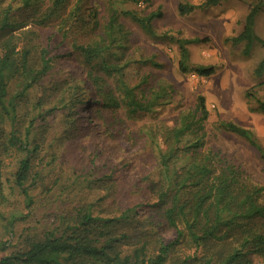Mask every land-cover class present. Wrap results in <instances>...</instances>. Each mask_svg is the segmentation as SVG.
<instances>
[{
	"label": "rangeland",
	"instance_id": "374dc122",
	"mask_svg": "<svg viewBox=\"0 0 264 264\" xmlns=\"http://www.w3.org/2000/svg\"><path fill=\"white\" fill-rule=\"evenodd\" d=\"M201 1L66 0L64 11L52 27L28 24L13 29L19 33L24 28H32L29 43L46 44L52 56L50 73L26 92L18 106L22 126L32 120L31 130L39 146L33 169L41 174V184L32 190L36 198L33 215L21 220L19 228L36 219L43 226L50 222L49 215L75 202H96L110 213L135 206L140 213L147 214V205L142 204L150 199L151 185L157 180L158 156L169 143L164 130L172 128L183 113L199 116L200 111H196L199 95L204 97L208 117L202 122L203 144L198 151L211 153L223 164L233 165L242 182L260 187L258 201L264 205V163L258 150L220 124L232 120L250 129L264 147V112L257 109V98L264 97V70L261 74L254 71L264 56V45L254 44L250 54L244 55V43L235 45L229 39L241 31L245 15L257 3L262 6L254 28L264 39V0H224L185 14L177 11L179 2L198 4ZM77 4L80 17L88 18L89 8L96 9L95 29L90 21L69 19L70 11ZM111 9L115 10L122 28L116 33L118 40L110 45L112 53H105L89 66L76 55L66 58L67 52L72 53V40L86 42L98 38ZM156 10L161 16L152 19L156 34L153 37L134 16L143 17ZM13 12L18 14L15 9ZM64 19L66 24H61ZM192 37L207 39L187 45L188 63L213 65L215 71L209 76L179 70L176 39ZM87 70L95 76L96 85L88 78ZM134 86L141 98L149 97L153 90L160 91L161 103L150 112L130 118L122 102L125 90ZM247 89L256 97H246ZM86 96L96 101L85 102ZM193 137L183 136L181 144ZM1 160L0 180L4 190L15 194V189L9 190L5 177H10L15 170L16 158L4 156ZM20 208L27 212L23 205ZM142 226L151 224L145 220ZM232 233L225 240L224 253L241 244V239L236 237L238 233ZM160 235L170 239L174 231L161 228ZM0 237L7 238L2 229ZM252 247L248 244L244 248L252 263L264 264V254L254 252Z\"/></svg>",
	"mask_w": 264,
	"mask_h": 264
},
{
	"label": "trees",
	"instance_id": "16d2710c",
	"mask_svg": "<svg viewBox=\"0 0 264 264\" xmlns=\"http://www.w3.org/2000/svg\"><path fill=\"white\" fill-rule=\"evenodd\" d=\"M222 1L179 2L177 11L185 14ZM15 4L18 9L13 8ZM65 4L66 0H0V168L4 156L16 158L15 170L10 177H5L9 190L15 189L16 193L6 192L0 180V229L7 237H0V264H253L244 248L251 244L254 252L264 254V205L258 201L261 188L242 182L233 165L223 164L211 153L198 151L203 144L202 122L208 117L202 95L196 102L199 116L183 113L172 128L164 130L169 143L158 156L157 180L151 185L150 199L142 204L147 205V214L140 213L135 206L110 213L96 202H75L49 215L50 222L43 226L36 219L19 228L21 220L33 215L36 198L32 190L36 184H41V174L38 169H33L34 154L39 146L31 130L32 120L23 127L18 106L26 92L50 73L52 56L46 44L34 46L29 43L32 28H24L19 33H14L13 29L28 24L52 27ZM260 5L262 3L251 6L241 31L229 38L235 45L244 43V55L250 54L254 44L264 45V39L254 28ZM79 14L80 5L77 4L68 17L75 22L90 21L93 29L96 28V9L89 8L88 18ZM160 16L161 12L156 10L143 17L134 16V20L154 37L152 19ZM117 19L115 10L111 9L98 38L86 42L72 40V53L67 52L66 58L76 55L89 66L105 53H112L110 45L118 40L116 33L122 30ZM60 23L66 24L65 19ZM206 39H176L180 71H193L199 76L214 73L213 65L190 66L188 63L187 45ZM33 50L36 51L35 60H32ZM263 70L264 56L254 71L261 74ZM87 73L96 85L95 76L90 70ZM134 88L125 90L122 102L130 118L150 112L161 103L158 99L160 91L153 90L152 95L141 98ZM245 95L255 96L249 89ZM89 100L96 101L87 96L84 98L85 102ZM257 109L264 112V97L257 98ZM84 117L83 125L86 124ZM220 124L254 146L264 163V147L250 129L232 120ZM187 134L194 136L193 139L181 144L180 140ZM21 205L27 212L22 211ZM145 220L150 227L143 228ZM161 228L173 230V238L160 235ZM232 231L238 233L236 237L241 239V244L224 253L225 240L233 235ZM122 246L129 249L123 251Z\"/></svg>",
	"mask_w": 264,
	"mask_h": 264
}]
</instances>
